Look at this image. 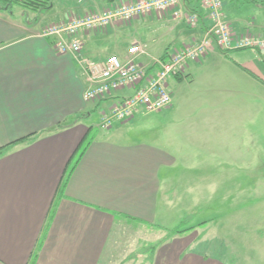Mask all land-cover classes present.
I'll return each instance as SVG.
<instances>
[{
    "label": "crops",
    "instance_id": "0c3cea01",
    "mask_svg": "<svg viewBox=\"0 0 264 264\" xmlns=\"http://www.w3.org/2000/svg\"><path fill=\"white\" fill-rule=\"evenodd\" d=\"M119 1L124 0H53L37 14L21 6L12 13L0 10V264H110L114 258H122L118 264H149L143 248L132 250L143 237L133 243L122 235L138 230L143 236L150 228L159 242L187 217L190 228L161 243L150 264H251L249 248L264 256V211L255 218L247 210L246 222L239 211L264 204V143L254 129L264 110V50L223 52L215 45L173 81L190 88L172 93L170 106L138 109L109 130L99 122L91 133L85 119L93 110L100 115L123 91L85 101L78 57L57 52L55 38L38 32ZM184 3L200 13L198 26L171 11L152 13L128 25L80 33L82 54H124L136 41L146 49L141 60L148 64L201 40L211 26L207 11L199 0ZM263 5L264 0H225L235 35L264 37V15L255 8ZM118 34L129 45L112 53L111 36ZM86 136L90 142L63 183ZM245 144L251 146L247 156ZM212 208H230L236 217L227 212L220 223L213 216L196 221L198 211Z\"/></svg>",
    "mask_w": 264,
    "mask_h": 264
},
{
    "label": "built area",
    "instance_id": "2783aa9c",
    "mask_svg": "<svg viewBox=\"0 0 264 264\" xmlns=\"http://www.w3.org/2000/svg\"><path fill=\"white\" fill-rule=\"evenodd\" d=\"M82 3L85 0H75ZM207 11L211 26L199 41L170 51L144 63V46L132 42L124 54H110L93 58L82 54L80 33L105 30L112 25H128L136 18L152 13L171 11L178 20L190 27L201 21L197 11L186 8L184 0H131L119 1L102 11L78 15L67 21L51 23L38 32L41 37H54L55 48L61 54L78 57L86 75L84 99L100 102L123 91L109 106L100 110V128L111 129L115 124L131 118L138 109L156 112L172 104L170 82L185 75L191 62L201 61L217 45L223 52L238 49L264 50V37L251 33L235 35L224 11L225 0H199Z\"/></svg>",
    "mask_w": 264,
    "mask_h": 264
},
{
    "label": "rangeland",
    "instance_id": "374dc122",
    "mask_svg": "<svg viewBox=\"0 0 264 264\" xmlns=\"http://www.w3.org/2000/svg\"><path fill=\"white\" fill-rule=\"evenodd\" d=\"M75 1V0H74ZM255 8L257 9V10H259V15H264V5L263 6H255ZM13 10L14 11H17L18 10V6H15L14 8H13ZM46 10H48V9H46ZM25 11H27V10H25ZM43 11H45V10H43ZM43 11H41V12H43ZM27 12H30V11H27ZM31 12H33V11H31ZM41 12H39V13H41ZM34 13V12H33ZM35 13L37 14L38 12H36L35 11ZM57 13V9H55V11H54V14H56ZM53 14V15H54ZM51 19H47L45 22L47 23V22H49ZM132 28H127V29H125L126 31L125 32H127V34H130L131 32H132V30H131ZM139 31V33L141 34V35H143V30H138ZM110 41V40H109ZM111 41H113L114 42V46L112 47V50L113 51H110V52H112V53H115V52H120V51H122V49H124L123 47H124V45H129V39L128 38H126V37H124V35H120V34H118V35H112L111 36ZM180 83L178 82V81H175V82H170V85H169V90H170V92L171 93H176L179 89H182V90H188L190 87H188V85L186 84V83H184V84H182V85H179ZM261 88V87H260ZM262 89V88H261ZM262 92V91H261ZM260 92V93H261ZM261 95V94H260ZM180 100H181V96L180 97H177V98H175V102L176 103H179L180 102ZM259 101H260V104L262 105V106H264V96H260V98H259ZM94 108V107H93ZM92 108V109H93ZM144 117H143V119H151L153 116H150V115H148V116H145V115H143ZM85 122L86 123H89V125H91V126H93V130H92V132L91 133H94V132H98V129H97V126L96 125H98L99 124V122H100V115H99V112L96 110H93L92 111V113H91V115L88 117V118H86L85 119ZM144 122H147V121H144ZM254 129H256L255 131H258V133H257V137L259 138L260 137V142L261 143H264V110H262L261 112H260V114H259V125H258V127L257 128H254ZM246 131V130H245ZM221 138V137H220ZM220 142H218V145L216 146L217 147V149L218 150H220V149H222V145L221 144H219ZM247 145H249V143H246ZM241 145V150L242 151H244V156H247L248 155V152H249V150L251 151V146H247V145ZM249 148V149H248ZM232 152V148H230L229 149V153H231ZM260 158H261V163L262 164H264V150H263V152H261V154H260ZM216 198H215V201L217 202H215L214 204H212V205H214V207H216L217 205H218V199H219V194H217L216 196H215ZM215 204H216V206H215ZM203 205H204V203H203ZM248 210V212H252V214H251V217L252 216H254L255 218H257L256 216H257V214H259L260 215V213L261 212H263L264 211V204L260 201V202H256V203H254V207H253V209L251 208V209H243V210H241V211H239V216H241L243 213H244V218H245V222L248 220V217L249 216H247L248 214H247V211ZM227 212L228 213H232V209H230V208H228V209H220V208H212V209H204V210H201V211H198V214H197V216H196V221L197 222H203V221H205L206 219H209L208 218V216H213L214 218V220H213V222L214 223H220L221 221V219L223 220H225V219H227L228 217H229V214H227ZM227 214V215H226ZM236 217V212L234 211L233 213H232V215H231V218H235ZM211 218V217H210ZM175 226V225H174ZM191 225H185V227L184 228H188V227H190ZM125 227H127V226H125ZM134 227V226H133ZM168 227H172V225H169ZM247 227H248V225H244L243 226V229H247ZM256 227V226H255ZM130 228H132V226H128V229H130ZM134 229V228H133ZM132 229V230H133ZM144 230V229H143ZM137 232V233H136ZM154 230L152 231V229H146V230H144L143 231V236H142V233H140V232H138V230H133L132 232H129V231H127L124 235H122V238L124 237L125 239L126 238H133V243L135 242V240L137 241V239H138V237H143V242L142 243H138V241H137V243H134V245H133V247H132V250H134L135 249V247L136 248H144L145 246H148V244H150V243H152L153 242V240H155V239H157V237H155L153 234H154ZM159 237H161V234L159 235ZM120 244H122V245H124L123 244V242H120ZM119 244V245H120ZM247 252H249L250 254H251V256H250V260H251V257H252V261H251V264L253 263V262H255V264H259V263H262L263 261H264V256H262L261 254V251H263V250H258V249H256V248H249L248 250H246ZM133 252H135V251H133ZM147 257H148V253H147ZM146 257V258H147ZM122 258H114V260H112L111 262H110V264H118L119 262H120V260H121Z\"/></svg>",
    "mask_w": 264,
    "mask_h": 264
},
{
    "label": "trees",
    "instance_id": "16d2710c",
    "mask_svg": "<svg viewBox=\"0 0 264 264\" xmlns=\"http://www.w3.org/2000/svg\"><path fill=\"white\" fill-rule=\"evenodd\" d=\"M53 4H54L53 0H0V10H5L9 13H12L13 8L15 6H21L24 10L27 11L41 12L43 10L50 9L53 6ZM89 142H90V137L86 136L77 147L76 151L74 152L73 156L69 161L68 167L63 176V183L66 181L74 165L77 163V161L81 158V156L85 152ZM189 218L190 217H187L185 218V220H182L181 223L174 230H171L170 232L167 233V235L164 237L163 240L159 242L158 241L152 242L148 244V246H145L143 248V254L148 253V257L146 259L149 261V264L152 263L155 250L161 243L167 241L168 239H170V237L182 233L188 228H190V227L184 228L187 222L189 221Z\"/></svg>",
    "mask_w": 264,
    "mask_h": 264
}]
</instances>
